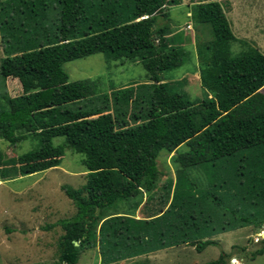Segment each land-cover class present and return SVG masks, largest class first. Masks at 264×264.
I'll return each mask as SVG.
<instances>
[{"label": "trees", "instance_id": "trees-1", "mask_svg": "<svg viewBox=\"0 0 264 264\" xmlns=\"http://www.w3.org/2000/svg\"><path fill=\"white\" fill-rule=\"evenodd\" d=\"M174 4L179 0H0V76L22 83L19 95L3 97L0 137L14 147L30 137L38 140L17 157L0 150V180L57 167L66 148L83 154L88 170L81 187L62 186L76 213L58 222L64 233L57 264H76L98 239L102 245L117 238L135 242V255L182 243L199 250L216 244L193 239L203 231L193 211L204 194L182 189V181L166 210L135 217L144 191L151 192L161 175L162 151L175 152L174 162L184 168L234 159L237 176L246 177L241 183L254 189L252 204L264 213V53L235 35L222 2L196 3L191 16L210 26L212 35L198 43L200 81L209 97L188 99L164 77L187 57L167 28L157 27L158 17L168 16ZM237 42L248 48L235 55ZM96 53L108 61H140L149 73L150 83L111 92L122 120L111 111L109 94L88 103L101 93L99 79L72 81L64 68ZM56 137L64 142L56 145ZM183 144L188 149L180 152ZM116 206L122 211L109 212ZM254 226L264 230V219ZM156 239L159 246L150 244ZM230 256L222 251L197 264H230Z\"/></svg>", "mask_w": 264, "mask_h": 264}, {"label": "rangeland", "instance_id": "rangeland-1", "mask_svg": "<svg viewBox=\"0 0 264 264\" xmlns=\"http://www.w3.org/2000/svg\"><path fill=\"white\" fill-rule=\"evenodd\" d=\"M202 1L179 0V4L168 6V16H159L157 21V27L167 28L170 41L183 47L187 53L185 63L179 68L166 71L164 77L173 84L176 91L184 93L192 101L209 97L208 91L198 79V43L211 39V28L197 24L191 16L193 6ZM218 1L222 2L228 18L232 19L230 13L233 0ZM234 3L237 4L236 14L244 15L243 21L250 28L244 29L241 35L234 22L232 29L240 38L250 39L251 44L260 46L264 52V0H234ZM256 23L258 28H253ZM247 48L248 45L239 42L232 45L235 55ZM3 57L0 39V63ZM64 68L72 81L99 79L101 93L88 101L94 104L99 103L97 99L104 93L110 95L123 86L151 82L148 71L140 61H108L103 53L66 62ZM21 92L22 83L18 78L3 79L0 76V109L5 106L4 96L14 97ZM112 100L111 97V111L122 120L123 113L116 111ZM129 115L127 120L130 119ZM63 142L64 137L54 138L56 145ZM37 146L38 140L31 137L15 147L0 137V150L7 157H17ZM187 149V145L183 144L179 150ZM174 153L161 152L158 158L161 175L151 192L144 191L143 202L135 217L147 218L155 216L162 209L166 210L172 201L177 182L182 181V189L194 190L199 196L204 194L197 200L193 211L200 216L199 225L203 231L194 235L193 239H212L216 244L199 250L192 244L182 243L135 255L138 250L135 242L117 238L112 242L105 241L102 245L98 239L95 246L82 251L76 264H197L218 258L222 251L231 255L230 264H264V230L254 226L264 219V213H260L252 204L256 201L254 189L247 188V183H241L246 181V177L237 176L235 160L224 159L215 167L205 164L184 168L174 162ZM83 157V154L66 148V155L57 167L0 180V264L58 263V244L64 233L58 222L76 213L72 200L62 186L79 188L86 183L88 170L82 163ZM119 206L111 208L109 212L122 211ZM158 241L161 242L156 239L150 244L156 242L154 245L159 246ZM260 249L263 251L257 253Z\"/></svg>", "mask_w": 264, "mask_h": 264}, {"label": "crops", "instance_id": "crops-1", "mask_svg": "<svg viewBox=\"0 0 264 264\" xmlns=\"http://www.w3.org/2000/svg\"><path fill=\"white\" fill-rule=\"evenodd\" d=\"M231 6H232V13H230V15H231V18L232 19H229L230 20V22H231V26H233L234 25V22H236V24H237V32L238 33H240L241 35H243V30L245 29V30H248L249 28H250V25H247L246 23V21H243V19L245 18L244 17V15H242V16H240V15H238V14H236V11H235V9H236V7H237V4L236 3H234V0H233V2L231 1ZM228 15V14H227ZM229 16V15H228ZM258 26V23H256L254 26H253V28L254 27H256V28H258L257 27ZM234 31V30H233ZM245 32V31H244ZM234 33H235V35L238 37V38H240V36L239 35H237L236 34V32L234 31ZM246 34V33H245ZM246 36V35H245ZM245 36H243V37H245ZM246 38H248V37H246ZM240 39H244V40H246L245 38H240ZM247 41H250V39L248 40L247 39ZM259 48H260V46H258ZM261 49V48H260ZM262 51V50H261ZM263 52V51H262ZM264 53V52H263ZM198 79L200 80V76H198ZM264 87V86H263ZM262 87V88H263ZM262 88H261V90L260 91H262ZM264 89V88H263ZM154 252V251H153Z\"/></svg>", "mask_w": 264, "mask_h": 264}]
</instances>
